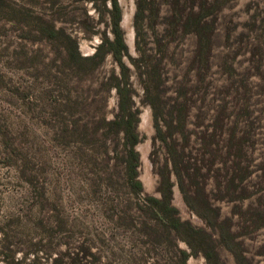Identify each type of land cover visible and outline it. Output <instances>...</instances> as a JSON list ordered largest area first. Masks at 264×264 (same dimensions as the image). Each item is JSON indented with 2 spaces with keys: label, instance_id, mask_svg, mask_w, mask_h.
<instances>
[{
  "label": "rangeland",
  "instance_id": "obj_1",
  "mask_svg": "<svg viewBox=\"0 0 264 264\" xmlns=\"http://www.w3.org/2000/svg\"><path fill=\"white\" fill-rule=\"evenodd\" d=\"M7 1L76 37L84 56H92L103 37L113 38L109 0ZM119 2L128 82L140 111L138 170L145 193L161 196V173L172 164L165 166L171 156L145 102V67L138 69L131 58L157 70L160 88L151 99L167 119H160L161 133L183 117L177 127L184 134L175 132L169 143L182 164L189 161L190 172L200 168L204 192L222 218L230 219L237 250L252 264H264V0ZM139 2L144 12L137 19ZM203 4L208 14L200 30L207 40L199 50L198 35L184 32L183 21ZM38 23L35 17L20 23L0 17V264H127L128 256L121 262L112 252L121 235L108 240V250L96 245V234L109 239L117 211L107 212L92 197L93 173L118 166H111L117 140L107 136L103 119L118 113L113 85L121 69L109 54L93 70H75L64 41L44 37ZM236 173L243 180L228 188ZM171 181L172 204L181 218L212 233L186 204L173 173ZM176 190L184 205L176 203ZM196 205L206 213L201 202ZM214 238L225 264H239ZM179 247L190 251L183 241ZM187 264L207 262L198 255Z\"/></svg>",
  "mask_w": 264,
  "mask_h": 264
},
{
  "label": "trees",
  "instance_id": "obj_2",
  "mask_svg": "<svg viewBox=\"0 0 264 264\" xmlns=\"http://www.w3.org/2000/svg\"><path fill=\"white\" fill-rule=\"evenodd\" d=\"M109 1L108 13L113 38L103 37V41L97 47L96 52L92 56H84L79 50L76 37L67 34L64 29L56 28L42 16L35 15L25 7L17 4L10 5L7 0H0L1 18L20 23L26 18L35 17L39 22L38 28H36L39 33L47 39L63 40L66 57L75 70L80 72L86 71L87 68L93 70L99 67L109 54L113 56L121 69V77H116V83L113 85L116 87L119 98L118 113L111 120L103 119L107 136H114L117 140L116 156L114 158L117 164L111 166H118L108 171H94L95 178L92 179L93 200L107 212L110 209L112 211L116 209L117 213L113 215L114 219L111 221L112 231L109 239L106 240L105 235L102 233L96 234L94 237L96 245L100 249L108 250V247H110L108 240L115 242L116 235H121V241L125 245L121 246L120 241L117 245H114L119 252L116 253V250L115 252L111 251L114 253L115 258L121 259V262L128 256L127 264H187L191 256L198 255H203L207 264H225L216 248L217 241L214 238L216 234L220 239V243L234 252L237 263L252 264L246 255L237 250L240 242L231 230L230 219L222 218L219 209L210 202L208 195L204 192V184L200 181V168L195 167L190 172L191 164L189 161H184L182 164L176 147L168 141V137H172L175 132L184 134L182 126L177 127V125L184 123L183 117L175 119L174 126L168 122L169 126L165 134L160 131V119L163 117L165 123L167 119L157 112L156 105L151 99V96L155 95L160 88L157 70L154 69L153 72L148 70L144 65V59L131 58L132 64L138 69L141 66L145 67L144 71H141V74H145L147 77L145 81V102L150 103L153 108L155 124L159 130L158 138L167 146L171 156L170 159L165 161V166L169 161L172 164L171 170L165 169L161 173L162 185L158 189L161 196L156 197L145 193L138 170L141 165L140 154L137 150V145L141 142V136L138 132V114L140 111L135 107L133 90L128 82L131 68L124 60V56L128 55V47L121 27L123 11L119 0ZM143 9L139 2L136 13L137 19L144 12ZM204 9L205 5L203 4L200 11H190L183 21L184 32L192 31L198 35L199 50H202L200 45L207 40L205 30H200V28L205 27L204 19L208 14ZM97 24L95 23L96 26ZM189 26L191 29H189ZM185 95L186 93L183 96ZM184 105L185 103L182 106ZM88 161L90 162V160ZM242 168L247 170L248 166L240 167V169ZM172 173L177 179L178 187L186 204L205 220L212 233L181 218L178 208L172 204L174 186V182L171 181ZM243 178V175L238 176L236 173L227 180V187L233 189L235 180H243ZM199 202L202 204L200 208L206 213L199 210V206L196 205ZM108 204H111L110 208H108ZM103 209L101 211L106 212ZM179 241L185 242L190 251L180 248ZM90 254L95 255L96 253Z\"/></svg>",
  "mask_w": 264,
  "mask_h": 264
},
{
  "label": "bare ground",
  "instance_id": "obj_3",
  "mask_svg": "<svg viewBox=\"0 0 264 264\" xmlns=\"http://www.w3.org/2000/svg\"><path fill=\"white\" fill-rule=\"evenodd\" d=\"M127 42H128V44H129V46H133V38L132 37H129L128 39H127ZM145 117V116H144ZM145 126V125H144ZM146 157V156H145ZM175 198H176V203L178 204V205H184L183 204V201H182V199H181V196H180V194H179V192L176 190V194H175Z\"/></svg>",
  "mask_w": 264,
  "mask_h": 264
}]
</instances>
